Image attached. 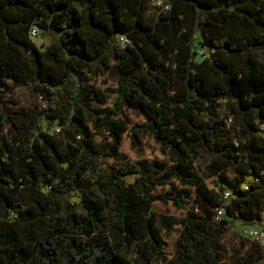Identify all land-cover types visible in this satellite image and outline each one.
Instances as JSON below:
<instances>
[{"label": "trees", "instance_id": "1", "mask_svg": "<svg viewBox=\"0 0 264 264\" xmlns=\"http://www.w3.org/2000/svg\"><path fill=\"white\" fill-rule=\"evenodd\" d=\"M159 1L0 0V94L45 102L0 105V264L264 263L260 243L222 245L234 222L264 220V0ZM147 137L166 159H146Z\"/></svg>", "mask_w": 264, "mask_h": 264}, {"label": "rangeland", "instance_id": "2", "mask_svg": "<svg viewBox=\"0 0 264 264\" xmlns=\"http://www.w3.org/2000/svg\"><path fill=\"white\" fill-rule=\"evenodd\" d=\"M158 3H160L159 0H157ZM200 36V35H199ZM118 40L122 43H124L123 39L121 37H118ZM33 42L41 49L45 50L51 43V37L49 35H45V33L42 30L38 29V34L33 38ZM198 41L195 43L196 50L199 49V46H197ZM196 60L199 62L201 61V58L199 56H196ZM116 83L113 80H108V83H104L103 78H100L97 81V87L102 91H107V88L114 89L116 87ZM116 101V95H112L108 100V105H113ZM226 102H222V106L220 107V115L222 119L226 122V116L229 115L225 109ZM0 105L3 106L6 111H16L21 108H25L29 110L30 112H33L35 107L39 106L42 109L45 108V102L42 99V97L33 89L21 86L15 89L13 93H4L0 94ZM230 117V116H229ZM132 123H143V120L141 118H136L134 116H131ZM232 122L228 120L227 125H231ZM18 127H21V125H18ZM43 131H47L49 133H54L58 131L57 125H49L48 123H44L41 127ZM3 135L6 139L12 140L16 137L17 133L16 130H11L9 127H5L3 130ZM145 150V157L146 159L152 161L155 159L164 160L166 159V153L163 149V147L154 142L151 137H147L144 140V146ZM122 151L127 154L128 158L131 161L136 160V156L134 152L130 148V142L128 139H124L123 141V147ZM208 164V157L206 155H201L200 159L195 163V167L197 169V172L199 175H203V170H205L206 165ZM205 182L208 184L210 189H214L216 191H221V188L225 191L226 186L221 184V182L218 179H204ZM136 181V176L128 177L129 183H134L141 187L142 182ZM155 210H157L160 213L168 214V215H175L177 217H182L181 214L176 213L170 205H165L163 203L157 202L154 204ZM0 217H3L2 208H0ZM247 227L246 225H243L239 222H234L231 225V228L227 232L225 238L222 241L223 247L229 251L230 255L234 252V249H241L243 251H246L249 249L253 241L247 236ZM175 237L170 239V246L168 248V252L171 253L174 249L175 244ZM264 246V244H263ZM264 264V263H263Z\"/></svg>", "mask_w": 264, "mask_h": 264}, {"label": "built area", "instance_id": "3", "mask_svg": "<svg viewBox=\"0 0 264 264\" xmlns=\"http://www.w3.org/2000/svg\"><path fill=\"white\" fill-rule=\"evenodd\" d=\"M38 34V30L36 28L32 29L31 31V36L32 38H34L35 36H37ZM212 51H214V49H212ZM202 59L207 58L208 52L205 50L200 51V54ZM228 120L230 122L233 121L232 117H228L226 118V123L228 124ZM59 131V130H58ZM223 196L225 199H229L231 196V192L230 190H225L223 192ZM226 214V211L224 208H219L217 209V213L215 215V220L216 221H220ZM247 236L256 243H260V244H264V220L261 224H256L253 226H248L247 227Z\"/></svg>", "mask_w": 264, "mask_h": 264}]
</instances>
